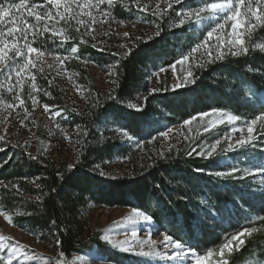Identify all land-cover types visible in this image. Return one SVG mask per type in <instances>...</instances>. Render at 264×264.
I'll use <instances>...</instances> for the list:
<instances>
[{
  "label": "trees",
  "instance_id": "16d2710c",
  "mask_svg": "<svg viewBox=\"0 0 264 264\" xmlns=\"http://www.w3.org/2000/svg\"><path fill=\"white\" fill-rule=\"evenodd\" d=\"M9 2L19 3L20 0ZM28 3L43 4L44 0H28ZM135 3L136 0H112L109 6L105 0L101 10L111 13L110 22L139 19L154 26L156 31L159 26L160 36L131 38L122 48L119 42L114 44L113 36L98 37L93 32L84 37L88 43L81 44L80 37L84 32L76 30L73 20L70 25L63 21L56 25L70 37L66 42L62 43L59 34L51 39V32L36 38L33 46L41 48L52 58L55 54L68 56L73 46L78 47L75 56L79 58L66 60L60 67L74 75L76 85L85 91L86 99L80 107L68 100L66 90L53 79L51 70L40 72L34 68L31 72L41 89L34 94L39 104L53 106L52 112H60L56 116L59 127L78 128L81 138L77 140L73 160H57L42 149H36L32 154L18 141L0 140V180L8 185H0V210L12 216L16 228L41 241L55 245V240L59 239L61 245L59 248L55 246L64 252V261L73 255L94 252L114 264H143L141 256L113 249L100 238V230L87 231L81 216L88 206L145 211L153 216L152 225L160 232L170 234L201 254L207 249L218 250L225 236L253 227L257 231L244 237L245 244L230 257L231 264H242L255 256L264 259V221L259 219L264 217L262 177L244 175L245 168H251L254 161L259 162L264 157L261 144L264 135L255 146L220 153L212 160L197 155L200 144L195 151L188 145L178 150H165L162 158L158 142L152 139L160 132L182 126L185 120L213 108L239 115L238 125L254 118L261 110L257 98L264 95V53L256 50L247 56L228 55L225 60L205 64L203 68L193 66L192 71L197 77L195 83L178 89H169L165 85L146 94L152 73L187 54L206 32L197 38L190 22L173 26L178 24L173 9L179 11L181 5L169 10L172 17L169 19L141 11ZM46 7L50 9L51 5ZM28 20L32 22L33 18L28 17ZM93 43L97 47H92ZM254 43L264 46V27L256 29ZM252 46L250 43L249 47ZM129 51L130 54L125 56L124 53ZM195 59L207 60L200 53ZM110 65L115 66L113 70L117 73L115 83L100 93L89 66L101 69ZM32 82L26 78L23 87H17L25 106L29 103ZM6 83L0 88V101L16 103L13 93L7 92L9 82ZM11 83L14 84L15 79ZM44 91L51 95L45 96ZM110 96L114 98L110 99ZM129 103L141 110L128 108ZM121 129L137 143L152 141V151L142 146L141 156L129 153L128 174L113 179L101 175V172L114 156L129 155L127 140L121 139L120 133L115 135ZM218 129L203 135L207 137V144L221 135V132H215ZM36 135L41 142L49 140V135L41 128L36 130ZM219 148H224L223 144ZM189 152L192 154L188 155ZM69 165L73 167L69 169ZM232 165L240 170L233 176L218 178L209 175L214 171H228ZM12 184L19 186V192ZM25 212L31 215L17 214ZM53 220L56 221L55 227L51 223ZM56 258H59L58 253Z\"/></svg>",
  "mask_w": 264,
  "mask_h": 264
},
{
  "label": "snow or ice",
  "instance_id": "6c2138e0",
  "mask_svg": "<svg viewBox=\"0 0 264 264\" xmlns=\"http://www.w3.org/2000/svg\"><path fill=\"white\" fill-rule=\"evenodd\" d=\"M109 6L112 5V0H106ZM167 5L163 10L160 9V4L157 3L156 9L153 11V15L163 17H172L169 14V10L173 9L174 5H181L179 11H175L174 15L178 18V24L173 26L179 27L185 25L186 22H190L189 26L199 34L206 32L203 35V39L199 43H195L190 48L189 52L182 55L180 59L176 60L173 64L168 65L169 68L176 73V66L180 65L182 70V77L178 76V81L182 79L183 84L177 82L173 85V89H178L187 84L195 83L197 77H195L192 67L203 68L205 64H214L218 61H223L228 55L232 57L247 56L250 52L259 50L264 53V46L255 44V32L257 28L264 27V0H163ZM105 3V0H44L43 4H29L28 0H20L19 3H12L9 0H0V75H4L3 69H7L6 80L9 82L7 86V92L13 93V100L16 103H7L6 107L15 111L18 108H22L24 112L23 119L20 121L21 127H26L25 121L29 119V113L27 107H25V100L21 98L20 92L17 91V87L22 88L26 74L27 78H30L33 82L30 85V99L33 108L39 103L37 96L31 93H38L41 89L35 83V76L32 74L31 69L38 68L40 72H43L42 67H38L35 61L41 60L45 56V51L41 48L34 47L37 37H43L45 33L51 32V39H54L59 34L62 43L70 39L69 36L64 34V30L57 29L56 25L63 21L65 24L70 25L74 20L77 25L86 28L87 30L80 37L81 44H87L88 41L85 36H91L95 29L92 25L96 23L108 22L111 13L109 11H101V5ZM195 4V6H193ZM51 5L52 8L48 9L46 6ZM136 7L141 11H146L148 6L141 7L136 0ZM62 9V11H61ZM88 9V11H85ZM42 10V11H41ZM54 10V11H53ZM93 10L99 13L101 19L98 21L97 16L93 14ZM81 16H87L90 18L91 23L80 19ZM28 17H32L30 22ZM230 23V30L227 31V38H225L226 26ZM120 24L123 25L124 21L121 20ZM155 33V36L161 35V30ZM6 29V30H5ZM80 31V27L76 29ZM107 35V33H105ZM124 37H128L129 33L124 32ZM32 37L31 39L29 37ZM95 40V36H92ZM139 39V38H138ZM253 44L250 48L249 44ZM92 47H97L95 43ZM121 47H124L121 45ZM78 47L73 46L70 49L68 56L61 57L58 54L54 55V60L58 62V66H62L66 60L76 57ZM201 53L207 55L206 61H197L195 59L196 54ZM35 54V61L33 59ZM51 54V53H49ZM129 52H125L127 56ZM118 55V53H113ZM188 65L185 68V65ZM50 69L53 65L48 66ZM115 66H109V75L116 76L117 73L113 70ZM160 72L166 71L165 67H160ZM59 75V72L57 73ZM13 75L15 77V83L12 84ZM158 75V73H153ZM150 79V78H149ZM52 82L49 81V84ZM115 83V81H113ZM3 85H0L2 88ZM80 91V89H78ZM157 89H151L150 94L156 92ZM45 96H50L51 93L44 91ZM110 99L114 97H109ZM257 103L260 106L259 114L254 118L244 121L242 127H235L236 123L241 120L239 115L231 114L223 109H210L197 115L192 116L190 119L185 120L183 125H190L193 121L199 119L200 126L203 127L204 132H209L215 128L218 124L227 122L231 125L230 131L226 132L222 137L216 139L211 145L202 147L197 155L204 159L212 160L216 155L226 152H234L237 150L246 149L252 145L257 135L256 129L259 127L262 131L261 135H264V95L257 98ZM52 107L49 104H43L45 113H49L52 116H59L60 112H52ZM130 109H141L134 104L129 103L127 105ZM19 115V113H17ZM205 118L207 120L205 121ZM191 131V129H190ZM247 135H244V132ZM122 135L129 140L133 138L127 131L121 129ZM172 132L168 129L165 132H160L159 135L166 139H169V134ZM236 132L240 133L238 139H233ZM4 137L0 136V140ZM153 140L155 137L152 138ZM188 139V137H185ZM223 141H227L226 148H219ZM79 143V141H78ZM139 147V144L137 145ZM2 150V149H0ZM195 151V149H193ZM189 152L188 155H191ZM161 157H164V153H160ZM35 159L36 157H31ZM73 166L69 165V169ZM202 171V170H201ZM240 171L236 166H230L228 171H214L209 173L218 178H227L233 176ZM101 175L105 173L101 172ZM245 176H264V157L259 162L254 161L251 168L244 169ZM39 179V178H37ZM35 183V181H33ZM0 185L8 187L0 180ZM19 192V186L16 184L11 185ZM264 186V182H262ZM40 187V185H37ZM55 191V189H52ZM39 199V197H37ZM21 215H31V213H17ZM0 216L4 218L9 224L13 223L11 215L6 211L0 210ZM153 216L147 214L145 211L133 208L131 212L123 218L124 224H148L152 225ZM260 220L264 221V217H260ZM52 226H56V221L53 220ZM257 229L253 227H245L242 230L232 234L230 237L225 236L224 242L216 249H207L203 254L193 249L190 245L185 244L183 241L174 238L168 233H161L157 231L155 235L162 236V240L152 239V234H148L147 238L142 240H136L137 232L135 229L130 234H126L123 240L113 241L110 235L107 233L100 238L111 245L113 249H119L126 253H134L141 257H154L162 258L169 262H183V264H231L230 257L233 253L239 252L242 246L245 244L244 237L250 236L256 232ZM13 241L11 236L0 235V264H16L18 258L23 256L25 260L35 261V264H63L64 252L58 251L59 258H53V261L42 260L38 255H28L23 250V246L18 241ZM130 241H135V246L130 244ZM235 242V244L233 243ZM59 239L55 240L57 248L61 245ZM128 245V246H126ZM110 259V257L108 258ZM23 264V262H20ZM260 264H264V261H260Z\"/></svg>",
  "mask_w": 264,
  "mask_h": 264
},
{
  "label": "rangeland",
  "instance_id": "374dc122",
  "mask_svg": "<svg viewBox=\"0 0 264 264\" xmlns=\"http://www.w3.org/2000/svg\"><path fill=\"white\" fill-rule=\"evenodd\" d=\"M138 3L141 7L147 5L148 8L145 12L153 13L156 9L157 3L160 4V9L163 10L166 8V4L163 0H138ZM174 5L173 7H175ZM101 7V6H100ZM136 7V3H135ZM52 6L50 7V9ZM138 8V7H137ZM102 9V7H101ZM140 10V8H138ZM42 11V10H41ZM54 11V10H53ZM62 11V9H61ZM88 11V9H85ZM102 11V10H101ZM173 11H177L173 9ZM93 14L97 16L98 21L101 19L99 13L93 10ZM80 19L91 23V20L87 16H81ZM111 19H108L106 23H96L92 25L95 29L94 32L97 33L98 37L113 36L114 44L119 42L120 46H127V42L130 41L131 38H147L151 35H154L157 31L156 28L144 21L139 19L126 20L124 24H120V20H116L114 22H110ZM77 27H80V30L85 32L87 29L79 26L74 21ZM230 30V23L226 26L225 33ZM128 32V37H124L123 33ZM107 33V35H105ZM225 34V38L227 35ZM89 37V36H88ZM123 48V47H122ZM201 54V53H200ZM202 57L207 58L206 54H201ZM33 59L35 61V54H33ZM38 64V67H42L44 71L51 70V74L53 79L59 83V85L66 90V94L68 100L74 104L75 106H81L86 99L85 91L76 85L74 75L64 71L60 66H58V62L54 60L51 56L45 55L41 60L35 61ZM53 65L50 69L48 66ZM185 68L188 67L186 64ZM91 77L94 79L95 84L100 93H103L110 88L113 87L114 77L110 76L109 68H98L95 66H89ZM4 75H0V83L5 86L7 83L6 75L7 69H3ZM59 72V75L57 74ZM167 72V73H165ZM153 73H158V75H153ZM152 75L148 79L147 91L146 94L150 93L151 89H162L165 85L169 89H173V85L177 82L183 84L182 79L178 81V76L183 75L181 66H176V73L169 67H166V71L160 72L159 69L154 71ZM27 78V74H26ZM13 79H15L13 75ZM4 82V83H3ZM6 83V84H5ZM188 85V84H187ZM80 89V91H78ZM31 92V91H30ZM34 95L35 93H31ZM5 101H0V130L2 136L5 140L12 142L18 141L19 143L26 145L29 152L34 154L36 149H42L50 154L51 157H55L58 159H68L73 160L75 151L77 148V140L81 138V133L78 128L74 129H66L59 127L56 116H52L49 113H45L43 109V105L39 103L33 108L31 104V99L29 97V103L27 107L29 113V119L25 121L26 127H21L20 121L23 119L24 112L22 108H18L15 111L6 107ZM19 113V115L17 114ZM207 118H205V121ZM243 125H238L236 123L235 127L239 128ZM231 125L227 122L223 124H218L216 128H220L215 132H221L219 139L226 132L230 131ZM41 128L43 132L49 135V140L45 142H41L36 135V130ZM172 132L169 134L170 138L166 139L163 136L157 135L155 140L158 142L159 148L161 152H164L168 149H181L186 147L187 145L190 148H196L197 144H200V147H205L210 144H207V137L203 136L208 132L203 131V127L200 126L199 119L197 121H193L190 125L182 126H173L171 128ZM167 129V130H168ZM191 129V131H190ZM165 130V131H167ZM210 130V131H211ZM259 127L256 129L257 139L256 141L248 146L252 147L257 145L260 137ZM164 131V132H165ZM209 131V132H210ZM120 133L121 139L127 140V148L128 154L131 153L133 156L138 153L139 156L142 155V146L147 147L152 151V141L147 142H136L134 139L129 140L127 137L123 136ZM244 135H247V132H244ZM240 136L239 132H236L233 136V139H238ZM188 137V139H185ZM139 144V147L137 146ZM224 148L227 147V141H223ZM263 152H264V139L262 140ZM243 150V149H242ZM240 151V150H237ZM235 152V151H234ZM130 154L127 156H114L109 162H107L102 169V172L105 173L106 176H110L111 178H119L124 177L129 172L128 161L130 159ZM225 161L227 162L226 155ZM139 161H137L138 165ZM262 177V182H264V176ZM131 208L124 207H107V206H88L83 212L81 216V220L85 223L87 231L92 232L94 230H100L102 232V236L106 233L110 235V238L113 241L123 240L126 234H130L133 229L137 232L136 240H142L147 238L148 234H152L151 238L155 240H162V236H157L155 233L159 231L154 225L148 224H124L122 223L123 218L127 216L131 212ZM8 214V213H7ZM160 232V231H159ZM162 233V232H161ZM0 235L11 236L13 241L9 243L18 241L20 245L23 246V250L28 253V255H38L42 260L53 261V258H56L58 250L56 246L51 242H44L39 240L35 235L30 234L26 231L20 230L16 228L13 224H9L4 220L2 216H0ZM130 244L135 246V241H130ZM128 246V245H126ZM134 254V253H133ZM143 264H177V262H169L162 258H154V257H142ZM260 261H264L260 256H255L244 261L242 264H260ZM35 264V261L25 260L23 256L18 258L16 264ZM63 264H114L107 262L104 258L99 257L94 252H89L85 255H73L67 261L63 260ZM183 264V262H180Z\"/></svg>",
  "mask_w": 264,
  "mask_h": 264
}]
</instances>
